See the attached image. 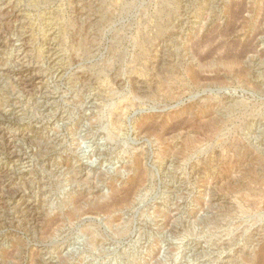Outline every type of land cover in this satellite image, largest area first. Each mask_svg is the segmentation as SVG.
I'll list each match as a JSON object with an SVG mask.
<instances>
[{
  "label": "rangeland",
  "instance_id": "374dc122",
  "mask_svg": "<svg viewBox=\"0 0 264 264\" xmlns=\"http://www.w3.org/2000/svg\"><path fill=\"white\" fill-rule=\"evenodd\" d=\"M0 165V264H253L264 0H0Z\"/></svg>",
  "mask_w": 264,
  "mask_h": 264
},
{
  "label": "bare ground",
  "instance_id": "6f19581e",
  "mask_svg": "<svg viewBox=\"0 0 264 264\" xmlns=\"http://www.w3.org/2000/svg\"><path fill=\"white\" fill-rule=\"evenodd\" d=\"M234 6V5H233ZM232 10V9H231ZM97 31V30H96ZM229 33V32H228ZM97 34V33H96ZM158 35H161V33H159ZM204 41V40H203ZM248 44V43H247ZM198 46V45H197ZM240 53V52H239ZM263 53V52H262ZM241 55V54H240ZM235 71V70H234ZM168 73L171 75V69L168 71ZM194 77V76H193ZM213 78V77H212ZM203 79H205V78H203ZM219 79V78H218ZM199 80H200V78H199ZM198 81V80H197ZM211 81V80H210ZM152 123H154V122H152ZM150 124H151V122H150ZM149 125V124H148ZM156 125V124H155ZM150 127V126H149ZM10 136V135H9ZM12 137V136H11ZM9 144H11V142L9 143ZM12 146V145H11ZM142 172V171H141ZM1 173H3V168L1 167V165H0V174ZM8 173V172H7ZM252 173H253V171H252ZM142 174V173H141ZM140 174V175H141ZM3 175H4V173H3ZM8 176V175H7ZM12 178V177H11ZM11 178H8V177H6L5 179H4V187H6V188H9V186H11L10 184H11V181L12 180H10ZM139 179V178H138ZM137 180V179H136ZM135 181V180H134ZM6 182V183H5ZM18 188V187H17ZM3 189V188H2ZM11 190V189H10ZM14 192V191H13ZM15 192H17V191H15ZM14 192V193H15ZM1 193V192H0ZM93 197V196H92ZM112 199V198H111ZM117 199V198H116ZM79 201H80V199H79ZM103 203V202H102ZM250 257H253V258H250ZM248 256V257H246L247 259H253L254 260V263L253 264H264V245L263 246H261V248H259V250L256 252H253V255H251V256Z\"/></svg>",
  "mask_w": 264,
  "mask_h": 264
}]
</instances>
